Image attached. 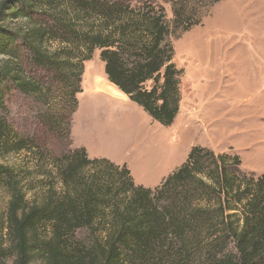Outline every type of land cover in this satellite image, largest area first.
<instances>
[{
  "label": "trees",
  "instance_id": "obj_1",
  "mask_svg": "<svg viewBox=\"0 0 264 264\" xmlns=\"http://www.w3.org/2000/svg\"><path fill=\"white\" fill-rule=\"evenodd\" d=\"M188 1L1 0L0 110L9 112L14 90L51 109L59 81L73 87V112L83 63L100 49L109 81L171 126L183 69L162 2H171L174 23L187 31L200 22L191 21ZM40 117L39 133L23 135L0 116V158L39 153L53 163L61 188L48 180L29 199L36 184L25 186L18 171L0 164L11 195L0 219L8 241L0 239V264H264V172L242 175L238 155L196 145L152 189L135 184L126 165L90 158L84 147L53 151L50 145L70 142L71 121L55 110Z\"/></svg>",
  "mask_w": 264,
  "mask_h": 264
},
{
  "label": "rangeland",
  "instance_id": "obj_2",
  "mask_svg": "<svg viewBox=\"0 0 264 264\" xmlns=\"http://www.w3.org/2000/svg\"><path fill=\"white\" fill-rule=\"evenodd\" d=\"M188 2L191 21L200 22L187 31L174 23L171 2H162L170 25L169 40L175 48L174 61L183 69L180 111L171 126L154 120L109 82L100 49L83 63L73 112H70L73 100L67 98L73 87L54 81L51 100L55 105L51 109L36 97L14 90L7 101L9 112L0 110V116L5 114L21 134L33 135L41 130L38 126L41 115L54 110L62 112L71 121L70 142L60 141L58 148L56 143L50 149L59 153L62 145H69L72 150L84 147L90 158H107L120 167L126 165L135 184L152 189L177 170L196 145L217 154L238 155L242 175L261 176L264 0ZM34 72L40 74L39 70ZM38 155L24 152L0 158V164L12 167L25 178V186L30 187V180L36 184L37 189L28 193L29 199L41 195L42 185L48 180L61 188L53 163ZM10 197L8 187L0 182L1 220L5 218ZM78 235L88 239L85 231ZM0 239L7 246L5 231ZM11 262L9 259L8 263Z\"/></svg>",
  "mask_w": 264,
  "mask_h": 264
},
{
  "label": "water",
  "instance_id": "obj_3",
  "mask_svg": "<svg viewBox=\"0 0 264 264\" xmlns=\"http://www.w3.org/2000/svg\"><path fill=\"white\" fill-rule=\"evenodd\" d=\"M109 80V79H108ZM110 82V81H109ZM111 84H113L112 82H110ZM114 86H116L115 84H113ZM117 87V86H116ZM118 88V87H117ZM119 89V88H118ZM120 90V89H119ZM121 91V90H120ZM122 92V91H121ZM123 94H125L124 92H122ZM126 95V94H125ZM127 96V95H126Z\"/></svg>",
  "mask_w": 264,
  "mask_h": 264
}]
</instances>
